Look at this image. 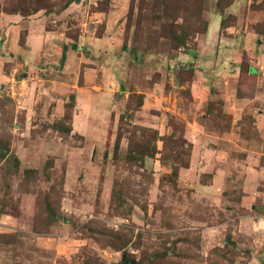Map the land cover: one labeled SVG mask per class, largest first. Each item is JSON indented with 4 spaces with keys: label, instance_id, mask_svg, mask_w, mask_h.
Returning a JSON list of instances; mask_svg holds the SVG:
<instances>
[{
    "label": "rangeland",
    "instance_id": "rangeland-1",
    "mask_svg": "<svg viewBox=\"0 0 264 264\" xmlns=\"http://www.w3.org/2000/svg\"><path fill=\"white\" fill-rule=\"evenodd\" d=\"M58 2L0 0V264H264V0Z\"/></svg>",
    "mask_w": 264,
    "mask_h": 264
},
{
    "label": "crops",
    "instance_id": "crops-1",
    "mask_svg": "<svg viewBox=\"0 0 264 264\" xmlns=\"http://www.w3.org/2000/svg\"><path fill=\"white\" fill-rule=\"evenodd\" d=\"M1 15L3 17L2 19L5 18L4 19L5 21H9L10 19L11 20L16 19L15 15H7V14H1ZM253 58L249 59V62H251L249 69L242 70L241 68H239V72L234 74L233 78L237 80L238 78L240 79L242 76H244V77H248V79L251 80V78H254L253 76H256V81L254 83L255 88H253V90L251 91L250 96H247V95L244 96V94L242 93V96L241 95L238 96L236 101L239 103H244L243 104L244 107L248 106L249 110H255L257 113L256 115L255 113H253V111H251L252 112L251 121H252V124L255 125V129L257 133L256 138H251L247 136V141L246 139L244 141L246 145L250 144L249 142L251 140L254 141L257 145L256 148L258 151V150H264V144L262 143L260 145L258 141L259 140L258 138L264 136V82H263L262 77H260V75L264 77V65H263L264 64V54L261 53L257 55L256 57L254 56ZM242 118L243 117L241 116L240 118H238V121L236 120L235 122L236 126L239 123V121L242 120ZM259 155L264 156V153L261 152L259 153Z\"/></svg>",
    "mask_w": 264,
    "mask_h": 264
},
{
    "label": "trees",
    "instance_id": "trees-1",
    "mask_svg": "<svg viewBox=\"0 0 264 264\" xmlns=\"http://www.w3.org/2000/svg\"><path fill=\"white\" fill-rule=\"evenodd\" d=\"M2 1L3 2L6 1V7H3L2 11H4L7 15H15L16 13H20L24 16L27 14H31L32 11L36 12L42 8L45 9V13L48 15L53 12V11H51V9H52L51 6H49L47 4V1H50V0H32V1H34V5H35L34 8L29 7L27 4L24 6H21L20 3L13 4L12 0H2ZM78 2H80V0H60V2H58L59 6H60L59 10L61 12L65 9H67L69 7V5H71L72 3H78ZM44 4H46V5H44ZM179 40L181 41V39L178 37L176 39L177 44L179 43ZM181 42H183V40ZM75 49H76V47L72 46V50H75ZM65 53H66V46H64L62 49L61 62H63L65 59ZM241 69L242 70H248L249 67H245V68L241 67ZM67 132H69V130H67ZM163 141L165 142V144L167 146L168 145L167 143L169 142V137H164ZM133 145H135V148L137 145L141 146V147H138V149L136 148L137 154L134 157V159L136 157H139L141 160H144L145 158L152 159L154 157L155 148H153V147L151 148L150 146L147 147V146L143 145L142 142H136ZM131 153H130V155H131ZM8 155H9V153H8L7 148L3 147L2 144H0V157L4 159V158L8 157ZM179 156H180V153H176L175 157L178 158Z\"/></svg>",
    "mask_w": 264,
    "mask_h": 264
},
{
    "label": "water",
    "instance_id": "water-1",
    "mask_svg": "<svg viewBox=\"0 0 264 264\" xmlns=\"http://www.w3.org/2000/svg\"><path fill=\"white\" fill-rule=\"evenodd\" d=\"M229 243V240H228ZM130 262L127 261L126 259L122 258V260L118 264H129Z\"/></svg>",
    "mask_w": 264,
    "mask_h": 264
}]
</instances>
